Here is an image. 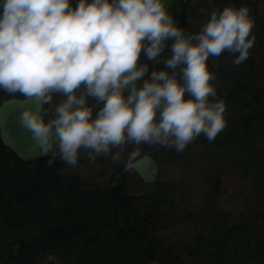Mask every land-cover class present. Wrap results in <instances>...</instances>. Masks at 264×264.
<instances>
[{"label":"clouds","instance_id":"clouds-1","mask_svg":"<svg viewBox=\"0 0 264 264\" xmlns=\"http://www.w3.org/2000/svg\"><path fill=\"white\" fill-rule=\"evenodd\" d=\"M254 24L247 5L213 10L188 33L165 0H0V90L38 101L20 122L44 154L76 165L84 148L118 162L113 149L134 143L131 167L143 143L183 151L201 134L215 139L227 104L209 58L228 51L244 62Z\"/></svg>","mask_w":264,"mask_h":264},{"label":"trees","instance_id":"trees-1","mask_svg":"<svg viewBox=\"0 0 264 264\" xmlns=\"http://www.w3.org/2000/svg\"><path fill=\"white\" fill-rule=\"evenodd\" d=\"M184 3L190 14L189 0ZM208 64L215 75L221 71L210 60ZM243 64L253 72V64L246 60ZM224 78L230 82L229 76ZM254 83L255 87L236 82L231 93L225 94L216 86L217 98L225 100L226 114L234 119L232 128L223 129L218 136L224 139L220 146L232 145L238 150L241 162L250 158L249 172L251 169L263 179L264 152L257 156L255 145L253 153V139L264 137V94ZM18 95L0 90L2 99ZM212 188L218 190L217 182ZM156 201L157 196L133 194L122 183L103 187L80 179L67 173L55 157L23 165L0 145V263L40 264L45 255H53L63 264H150L156 259L161 264H181V255L158 234L169 218L163 221L166 213ZM206 218L202 215L200 220L207 221V234L220 239L198 243L206 247L204 262L264 264L261 228L256 233H250L249 225L229 229L224 220L218 228H211V217Z\"/></svg>","mask_w":264,"mask_h":264},{"label":"rangeland","instance_id":"rangeland-1","mask_svg":"<svg viewBox=\"0 0 264 264\" xmlns=\"http://www.w3.org/2000/svg\"><path fill=\"white\" fill-rule=\"evenodd\" d=\"M238 3L240 6L247 5L255 20L252 34L255 35L256 40L246 59L247 62L253 64V72L249 68H245L243 62L239 65L233 62L235 55L238 54L225 51L220 56L209 58L217 70H221L217 73L213 83L215 86H220L219 91L225 94L231 93L236 82L242 81L247 85L253 83V87H255L254 82L256 81L259 92L264 94V0H189L192 7H190V14L187 15V26L184 29L188 33L199 32L202 25L210 18L213 10H223L225 6H234ZM155 66L157 68L164 67L163 64ZM224 76H229L230 82L225 81ZM18 96L23 95L19 93ZM226 120L227 124L223 129L228 130L230 126L231 128L233 126V116L230 117L226 114ZM223 129L218 134H222ZM218 134L213 140H209L201 134V137L198 136L189 143L183 151H180L181 153L177 151L176 155H174L175 147L162 146V148L168 149L171 158H166L163 154L157 155L162 166V175L156 182L158 185L143 187L132 185L133 182H130L127 187V191L136 195L158 197L156 205L159 206L160 211L166 213L163 221L166 222V219L169 218L167 219L168 225L165 228H160L158 234L167 246L181 255L183 258L181 264H207L202 260V253L206 247L204 244L198 243L220 239V237L212 238L207 234L210 229L204 228L207 221L200 220L202 215H206L207 218L211 217L209 224L211 228H218L219 221L224 220L223 225L229 229L237 225H249L250 233H253V230L256 233L261 228V232L264 234V178L259 179L254 172H251V169L249 172L250 158L246 162H241L235 147L227 144L220 146L224 139ZM225 141L230 143V140ZM253 143V153L255 154L256 145L260 152H257V156H260L261 152H264V137H254ZM153 146L154 144L145 143V152L151 151ZM136 147L137 145L130 143L131 149ZM88 152L89 149H80L79 157L85 154L86 158L83 161H78L76 166L80 168L75 173L85 180L93 181L88 179L91 177L90 173L97 172L94 181L98 185H116L119 182L117 174L114 175L113 170L104 166H98L99 163L96 164V159L88 160L90 158ZM142 154L143 151L139 152L138 156ZM57 159L61 160L62 158L58 156ZM73 166L75 165L66 163L65 171L72 173ZM126 167L129 172H132V169L127 165L123 168ZM123 168L120 167V169ZM216 182L218 190L214 191L212 185ZM202 229L204 231L200 233ZM196 235H199L201 239ZM40 264L63 263L53 255H45L40 260ZM150 264H161V262L160 259H156Z\"/></svg>","mask_w":264,"mask_h":264},{"label":"water","instance_id":"water-1","mask_svg":"<svg viewBox=\"0 0 264 264\" xmlns=\"http://www.w3.org/2000/svg\"><path fill=\"white\" fill-rule=\"evenodd\" d=\"M165 6L174 16L175 22L185 28L187 10L184 0H165ZM153 67L150 65L149 72L137 82L140 83L148 78ZM127 94L128 90L125 92V95ZM26 108H39V103L35 99L20 96H10L0 100V145L11 152L16 161L29 166L53 155L51 152L44 154L31 129L20 122V114ZM131 168L146 185L154 184L161 174L159 164L148 155L135 160Z\"/></svg>","mask_w":264,"mask_h":264},{"label":"flooded vegetation","instance_id":"flooded-vegetation-1","mask_svg":"<svg viewBox=\"0 0 264 264\" xmlns=\"http://www.w3.org/2000/svg\"><path fill=\"white\" fill-rule=\"evenodd\" d=\"M187 15H188V13H187ZM140 83H142V82H140ZM62 99V95L61 94H56L55 96H54V101H53V105L55 104V103H59V101ZM90 102H93L94 103V101H90ZM53 105H44V108L45 109H47L48 110V118H50L51 116H53L54 115V106ZM144 147H145V143H143V144H141V148H140V146H139V148H140V152L141 151H143V154L142 155H140V156H137V158L135 159V160H137L138 158H140L141 156H143V155H148V156H150L151 158H153L158 164H159V166H160V168L162 167L161 166V162H160V160H159V158H158V156L157 155H161V154H163L166 158H171V153L168 151V149H166V148H162V146L161 145H158V144H156V145H154L153 146V149L151 150V151H147V152H145V149H144ZM135 148H130V144H127V145H125V146H123L122 147V149H118V148H114L113 149V152H115V151H118V150H120L121 151V156H122V159L120 160V161H114L113 159H112V155L111 154H102V155H98L97 156V158H96V164H97V162L99 163L98 164V166L100 165V166H104L105 168H108V169H111V170H113V174L115 175V173L117 174V177H119V182L117 183V184H125L126 185V187H128V185L130 184V182H133L132 183V185H136V186H143V187H146V186H148V187H155L156 185H158L156 182L154 183V184H152V185H146V184H144V182L136 175V173L133 171V169H132V172H129V170L127 169V167L126 168H123L124 166H128V163H129V154L134 150ZM89 151H91L90 149H89ZM174 152H175V154L174 155H176V154H178L177 153V150L176 149H174ZM180 152V151H179ZM166 153V154H165ZM181 153V152H180ZM167 155V156H166ZM59 156V154L58 155H55V156H53V157H55V158H57ZM86 155L85 154H83L82 155V157H79V159H78V161H83V160H85V157ZM53 157H51V158H53ZM88 160H92L91 158H88ZM134 160V161H135ZM59 162H61L62 164H63V167H64V170H66V168H65V164L67 163V162H65L63 159H61V160H58ZM133 161V162H134ZM132 162V163H133ZM118 165H120V166H118ZM74 168H73V170H71V174H73L74 176H77V177H79L80 179H83L82 177H80L79 175H77L75 172H76V170L77 169H79L80 167L79 166H73ZM120 167L121 168H123V169H120ZM96 170V169H95ZM94 171V170H93ZM95 173V175L93 176V174ZM94 173H90V178H88L89 180H93V181H89L90 183H93V184H95V185H98L94 180H96V177H97V172H94ZM84 174V173H83ZM162 175V168H161V174L159 175V177ZM117 177H116V181H117ZM108 179H110V178H108ZM159 179V178H158ZM157 179V180H158ZM88 181V180H87ZM99 186H101V185H99ZM108 186H115V185H108ZM103 187H107V186H103Z\"/></svg>","mask_w":264,"mask_h":264}]
</instances>
